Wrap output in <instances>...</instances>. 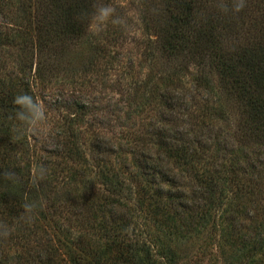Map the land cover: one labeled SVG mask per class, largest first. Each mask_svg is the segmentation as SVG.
<instances>
[{
    "label": "trees",
    "instance_id": "obj_1",
    "mask_svg": "<svg viewBox=\"0 0 264 264\" xmlns=\"http://www.w3.org/2000/svg\"><path fill=\"white\" fill-rule=\"evenodd\" d=\"M237 2L158 0L163 17H152L154 0H142L164 85L157 93L161 122L132 135L146 173L130 179L105 161L89 162L79 147L76 125L85 112L78 108L68 121L63 160L51 169L61 173L56 180L54 172L38 178V168L11 158L9 150L16 154L22 143L12 98L27 92L37 99L26 75L43 82L62 67L87 69L92 16L103 0H0V65L8 58L22 74L0 81V226L9 229L0 235V264H178L191 255L189 242L199 243L207 225L218 222L215 211L222 263L264 264V218L249 217V237L237 224L249 200L264 217V0H244L235 11ZM70 46L71 54L63 51ZM149 82L132 89L138 110L156 98ZM211 135L228 138L221 148L228 156L217 164L220 145L212 146ZM235 144L252 147L255 159L239 155ZM109 145L104 154L118 157ZM26 203L35 205L30 214ZM59 205L75 206L73 225L83 233L74 236L53 218Z\"/></svg>",
    "mask_w": 264,
    "mask_h": 264
},
{
    "label": "rangeland",
    "instance_id": "obj_2",
    "mask_svg": "<svg viewBox=\"0 0 264 264\" xmlns=\"http://www.w3.org/2000/svg\"><path fill=\"white\" fill-rule=\"evenodd\" d=\"M141 2L142 0H103L101 4H110L115 7L116 15L121 17L124 23L114 25L109 22L102 32L95 34L92 31L89 32L94 45L92 51L94 55L91 64L84 71L79 70L80 67L67 70L64 69L66 67H62L43 82L33 80V77L29 75L23 77L26 82L31 83L36 100L43 104L48 119L35 130L23 131V134L19 136L22 142L21 149L17 148L16 154L14 151L13 155L9 150L11 158L21 167L36 169L43 165L46 171L54 172L56 180H60L61 173L51 169H56L57 164L63 160L62 150L69 133L68 121L80 108L85 113L79 119L80 123L76 125L79 129L76 132L79 135V147L83 153L85 152L89 162L100 165L105 161L108 167L119 170L125 177H131L130 179L137 172L146 173L138 163L140 154H135L137 144L134 143L132 135L148 129L151 122L154 125L161 122L159 117L164 106L157 101V93L164 85L159 78L163 59L158 50L159 46L155 42V35L144 29L142 18L146 13L143 11ZM147 3L145 1V6ZM157 4L158 0H154V6L150 7L152 17H163ZM100 48L101 53L97 50ZM63 51L71 54L73 47L70 46ZM9 73L16 74L18 77L22 75L17 71L15 63L7 58L4 65H0V81L5 80ZM146 80H150V92L156 98L142 104L138 110V106L135 107L132 104L133 99L130 98L132 89L139 87L142 90L141 85ZM188 82L189 77L185 75L182 83L188 84ZM201 95H197L196 98L199 99ZM203 96L206 95L203 94ZM208 98L214 101V95ZM231 127H233L232 123ZM99 138L104 142L99 143ZM209 140L212 146L215 143L220 145L218 156H215V164L219 162V159L223 161L227 158L228 155L221 148L228 138L223 137L215 141L214 135H211ZM107 145L109 150L118 152V157H114L112 153L104 154ZM147 146L149 149L152 148L149 151L155 152V146L152 147L151 144ZM239 147L242 148L239 155L246 153L251 159H255L256 152L252 153V147L235 144L234 149L238 150ZM70 164H74L76 168L80 166L77 162ZM93 179L99 180L95 175ZM163 184L167 192L170 186L168 183ZM171 191L176 190L173 188ZM64 208L65 205H59L53 218L61 223L64 222L63 225L71 228L74 236L83 233L78 230V226L73 225L76 224L73 216L76 213L75 206L69 205L67 210ZM262 214L256 202L246 201L244 217L239 214L237 219V224L241 223L239 225L244 226L240 227L238 232L249 237L254 232L253 223L249 217L253 216L260 220L264 218L261 217ZM213 217H216L220 223L219 212L215 211ZM213 224L211 221L207 225V230L201 234L202 240H199V243L196 239L189 242L191 255L187 258L185 256L178 264H223L216 245L220 227L216 224L211 227ZM1 226L5 225L1 223Z\"/></svg>",
    "mask_w": 264,
    "mask_h": 264
},
{
    "label": "clouds",
    "instance_id": "obj_3",
    "mask_svg": "<svg viewBox=\"0 0 264 264\" xmlns=\"http://www.w3.org/2000/svg\"><path fill=\"white\" fill-rule=\"evenodd\" d=\"M243 6L244 0H238L234 6V10L239 11ZM109 22L114 25H122L124 23L123 19L116 15L115 7L110 4H101L92 16L91 31L94 34L102 32ZM12 104L15 106V110L12 113L11 119L16 122L13 130L18 136L22 135L24 130L37 129L48 119L43 104L27 92H21L13 96ZM45 171L46 168L40 165L38 167V178H43ZM34 207V204L26 203L24 205L25 213L30 214ZM8 234L9 229L0 226V235L7 236Z\"/></svg>",
    "mask_w": 264,
    "mask_h": 264
}]
</instances>
